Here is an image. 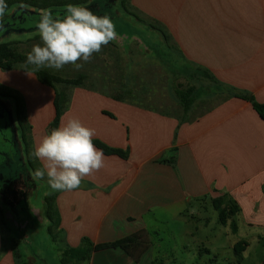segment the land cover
<instances>
[{"label": "crops", "instance_id": "obj_1", "mask_svg": "<svg viewBox=\"0 0 264 264\" xmlns=\"http://www.w3.org/2000/svg\"><path fill=\"white\" fill-rule=\"evenodd\" d=\"M129 6L146 25L158 22L162 37L174 43L166 49L180 56V85L187 79L184 86H190L188 72L193 69L210 77L214 88L179 115L126 97L72 90L60 125L78 118L95 130L93 141L125 151L128 158L104 154V167L83 178L79 188L49 195L56 197L59 223L53 227L46 220L48 233L54 239L61 235L64 243L59 259L65 249L80 247L84 238L103 245L141 233L145 249L136 247L133 254L121 248L93 252L87 264H199L203 254L213 255L209 263H218L222 249L202 245L192 252L184 236L180 259L176 233H169L172 246L163 249L158 226L168 225L171 216L195 240L201 228L211 226L208 213L217 212L213 202L222 200L224 207L234 203L239 212L226 225L218 221L226 230L213 227L212 232L216 238L241 233L226 249L235 253L242 243L239 264L256 258L264 264V120L242 98L264 105V0H130ZM132 32L134 55H143L142 64H150L153 33ZM54 98H47L48 105L42 102L40 110H29L35 148L55 117ZM36 159L42 169L43 162ZM39 181L52 189L46 173ZM193 224L200 227L190 228ZM14 243L12 251H17ZM13 254L1 257L0 264H15ZM15 261L43 263L19 250Z\"/></svg>", "mask_w": 264, "mask_h": 264}, {"label": "rangeland", "instance_id": "obj_2", "mask_svg": "<svg viewBox=\"0 0 264 264\" xmlns=\"http://www.w3.org/2000/svg\"><path fill=\"white\" fill-rule=\"evenodd\" d=\"M122 1L94 0L103 8L96 14L108 16L113 21L116 32L121 33L117 34L115 40L103 46L99 53H94L90 61L84 63L80 70H75L71 64L65 65L61 70L46 67L45 69L66 78H76L83 72L89 77L87 84L90 85V90L126 97L132 102L136 101L169 115H179L180 109L185 110L179 101L180 94L184 93L186 97L192 100L187 111L192 109L196 106L199 97L207 96L214 88L210 86V77L199 74L198 71L192 69L188 72L190 73L188 79L190 86H184L187 79H184L186 82L180 85V56L172 50L170 52L167 50L168 47H175L174 43L170 39L162 37L164 35L163 28L158 22H148L146 25L136 13L130 11L129 1L125 3L126 6ZM15 11L13 8L7 14L0 16V22ZM144 29L150 30L154 35L151 38L154 51L152 58L149 56L150 64L146 65L142 64L146 61L143 55L142 58L134 55L135 48L133 47L135 44L132 42V31ZM36 37H40L39 30L25 33L8 32L0 37V43L18 42L17 49L28 54L34 45L43 46L41 38L37 40ZM130 46L132 49L129 48ZM158 47H161V50L157 51ZM78 63H83V61H78ZM0 87L11 89L13 95L22 100L24 113L21 120L26 117V122L21 123L20 117L16 113L15 101L3 97L7 106L12 109L14 127L13 129L9 128L6 124L7 120L0 119V162L5 161L1 153L8 150L9 145L7 144L11 142V139L19 141L21 152L20 155L16 152L11 158L8 157L11 163L9 169L0 164V260L6 254L12 255L14 253V262L17 264L15 261L16 251H12L13 248L10 244L13 241L18 244L16 246L17 252L19 250V253L27 257L33 254L45 264H61L58 249L64 245L62 236L59 235V238L54 239L53 234H51L52 236L49 235V224L46 221L44 210L45 197L53 194L54 190L39 181L43 178H38L35 175L39 168L37 159L33 155L35 150L34 137L32 123L29 119L30 108L36 107L37 110H40L42 102L48 105L47 98L55 97V91L53 88L40 83L33 73L22 70L8 72L0 70ZM23 128L28 131L24 133ZM25 142L31 143L30 149L26 147ZM20 157L23 158L24 162ZM29 160L35 167L30 166ZM208 215L211 217V226L201 228L195 240L191 239L190 236L187 237L181 231L183 225L180 220L177 224L176 220L170 216L168 225L161 224L158 226L160 236L164 239L162 248L167 249V246H172L173 241L169 233H176L179 234V245L175 247L176 252L180 254V259L183 252L181 241L184 236L192 252L203 249L202 245H205L206 248H213V250L222 249L223 259H219L218 263L212 261L209 263V259H213V255L203 254L199 264H237L235 259L238 260V256L234 251L226 249V245L230 243V240L235 242L240 240L241 233L234 235L230 232L231 228L228 227L229 238H221L220 236L216 238V231L214 234L211 228L216 227L218 231L226 229L218 224L219 215L217 212L211 210ZM195 227L200 226L193 224L190 228ZM186 233H188L187 230ZM211 244H214V247ZM183 256L189 257L190 255ZM261 256L263 255L261 254ZM260 260L257 258L255 260L250 259L244 264H262ZM43 263L38 261V264ZM26 264L33 263L26 262ZM180 264L186 263L180 262Z\"/></svg>", "mask_w": 264, "mask_h": 264}, {"label": "clouds", "instance_id": "obj_3", "mask_svg": "<svg viewBox=\"0 0 264 264\" xmlns=\"http://www.w3.org/2000/svg\"><path fill=\"white\" fill-rule=\"evenodd\" d=\"M6 5L0 0V15ZM63 18L54 17L49 10H42L37 28L43 46L34 45L27 54L25 64L34 69L61 70L73 65L83 68L94 53L117 38L115 25L108 16H97L85 7L68 4ZM83 61V63H78ZM95 130L85 126L78 118H69L45 135L36 146L33 155L43 162V168L35 175L45 173L53 190H73L104 167V153L93 143Z\"/></svg>", "mask_w": 264, "mask_h": 264}, {"label": "trees", "instance_id": "obj_4", "mask_svg": "<svg viewBox=\"0 0 264 264\" xmlns=\"http://www.w3.org/2000/svg\"><path fill=\"white\" fill-rule=\"evenodd\" d=\"M128 1L130 2V0H123L122 2L126 6L127 4L125 3ZM4 3L6 5V8L4 10V13L0 16L7 14L13 8H22V11H26L28 13V21L31 22V29L29 32L38 30L37 23L40 20V13L42 10H49L52 12L54 17L59 16L63 18L66 11L65 6L68 4L85 7L92 11L95 15H97V11H101V9H103L98 3H95L94 0H4ZM130 15H133V13H130ZM40 38L41 37H36L37 40ZM17 45H19V43L14 41L0 43V70L7 72L22 70L23 72L33 73L40 83L54 89L55 117L48 128L50 134L52 130L56 129L60 125L61 117L63 116L67 108V103H69L70 101L71 91L75 88L90 90V85L87 84V82L89 81V77L83 72H81L76 78H66L45 68L36 70L34 69V66L25 64L27 54L20 52L17 49ZM0 94L5 98H11L15 101L14 105L16 113L19 115L21 123H23L24 121L26 122V117L22 119L23 121L21 120L24 113V105L22 100L13 95L11 89L9 88L6 89L0 87ZM110 97H115L118 100H124L123 97H120L118 95H110ZM242 98L251 102L256 112L264 120V105L258 104L254 101L253 98L250 97ZM179 101L185 108V110L189 108L190 103L192 102V100L189 97H186V94L184 93L180 94ZM27 131V129L23 128L24 133ZM93 143L96 148L102 150L106 155H117L122 159L128 158V153L125 151L112 149L99 141H93ZM25 145L29 149L31 148V143L25 142ZM29 164L30 166H34L31 160H29ZM38 168H40L39 165ZM55 198V196H47L44 200L45 217L47 220L53 223V227L58 226L59 223V218L55 207ZM213 204L215 210L219 214V221L222 225H226L228 220L239 212L238 207L234 203H229V205L224 207L222 200H215ZM232 227L233 230H235L234 224H232ZM143 240V235L141 233L127 237L114 243L103 245H94L91 240H89L88 238H84L80 247L65 249L63 258L61 259V264H87L93 252L107 249L121 248L129 254H133V251L136 247L145 249ZM242 246V243H238L235 246V253L238 256V261H240ZM15 257H18L17 251L15 252Z\"/></svg>", "mask_w": 264, "mask_h": 264}, {"label": "flooded vegetation", "instance_id": "obj_5", "mask_svg": "<svg viewBox=\"0 0 264 264\" xmlns=\"http://www.w3.org/2000/svg\"><path fill=\"white\" fill-rule=\"evenodd\" d=\"M26 11L22 10H16L13 14L6 16L3 21L0 22L1 25H5V29L1 32L2 34L0 37L5 35L8 32H15V33H25L29 32L31 29V22L28 21V16H27ZM13 112L12 109L9 108L5 102V99L3 96L0 94V119H6L7 121V126L11 129H13ZM11 143V145H10ZM9 144L8 150L6 152L1 153L2 158H4L5 161H1L0 164L2 166H5L9 169L10 167V158L14 155V153H18L20 155V143L19 141H14L11 139V142ZM10 157V158H8ZM21 158V157H20ZM23 161V158H21ZM19 160V159H18ZM24 162V161H23ZM3 179V178H2ZM6 180V179H4ZM8 182V180H6Z\"/></svg>", "mask_w": 264, "mask_h": 264}, {"label": "water", "instance_id": "obj_6", "mask_svg": "<svg viewBox=\"0 0 264 264\" xmlns=\"http://www.w3.org/2000/svg\"><path fill=\"white\" fill-rule=\"evenodd\" d=\"M5 27H6L5 25L0 26V35L2 34L1 32L5 29Z\"/></svg>", "mask_w": 264, "mask_h": 264}]
</instances>
